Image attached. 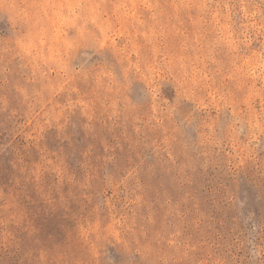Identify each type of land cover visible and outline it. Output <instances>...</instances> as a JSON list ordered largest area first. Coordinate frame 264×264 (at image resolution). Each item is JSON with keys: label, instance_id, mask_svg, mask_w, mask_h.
Listing matches in <instances>:
<instances>
[{"label": "rangeland", "instance_id": "374dc122", "mask_svg": "<svg viewBox=\"0 0 264 264\" xmlns=\"http://www.w3.org/2000/svg\"><path fill=\"white\" fill-rule=\"evenodd\" d=\"M0 264H264V0H0Z\"/></svg>", "mask_w": 264, "mask_h": 264}]
</instances>
